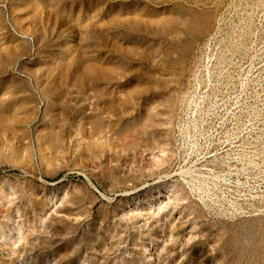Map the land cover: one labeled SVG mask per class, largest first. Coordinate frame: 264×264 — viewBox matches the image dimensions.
<instances>
[{
    "label": "rangeland",
    "instance_id": "374dc122",
    "mask_svg": "<svg viewBox=\"0 0 264 264\" xmlns=\"http://www.w3.org/2000/svg\"><path fill=\"white\" fill-rule=\"evenodd\" d=\"M0 264H264V0H0Z\"/></svg>",
    "mask_w": 264,
    "mask_h": 264
}]
</instances>
